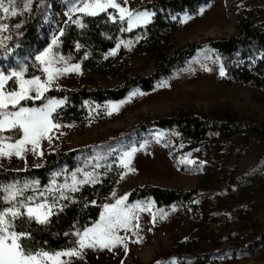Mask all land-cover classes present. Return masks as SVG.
<instances>
[{
    "label": "rangeland",
    "instance_id": "rangeland-1",
    "mask_svg": "<svg viewBox=\"0 0 264 264\" xmlns=\"http://www.w3.org/2000/svg\"><path fill=\"white\" fill-rule=\"evenodd\" d=\"M138 1L128 0V7L137 10L156 0ZM76 3L79 0H45L44 35H47L48 43L44 49L52 42L53 36H57L59 43L54 51L65 58L71 57L70 64L81 65L73 56L63 53L59 34L73 20L80 18L83 22V17L89 16L70 14V8ZM108 11L116 14L111 8ZM244 11L264 13V0H212L196 15H187L190 19L185 20L186 15L181 17V30L172 39L174 50L240 36L238 15ZM12 32L6 30L3 35L13 37L17 34ZM120 41H131V44H121L115 55L110 56H117L121 49L130 52L137 44L134 38ZM5 43L12 47V51L5 53L0 48V71L7 74L18 65L26 64L27 76L41 75L40 69L34 67L38 64L35 55L44 49L37 51L35 46L22 48L13 45L12 40ZM159 62L157 56L139 54L130 60L128 75L150 76ZM221 66L224 68L215 52L203 50L157 84L154 90L131 92L121 100L124 103L117 112L108 114L109 102L104 105L87 103L88 113L84 118L60 123L63 127L53 130L51 142L47 139L41 141L38 151L43 152V156L29 150L23 158L0 157V167L20 171L43 166L45 156L62 147L69 151L88 149L82 165L71 171L63 168L52 181L55 180L57 185L64 184L65 178L70 181L71 174L77 169L81 170L77 176L82 179L83 172L98 174L100 168L114 163L125 174L123 178L120 175L113 189L116 196L113 197L112 191L105 203H114L120 196L129 195L145 185L178 191L199 190L197 197L180 205L157 207L152 201L151 212L140 213L138 229L127 233L121 229L118 233L126 237L127 250L122 244L111 249H85L84 258H74L73 264H198L197 260L201 258L206 264H264V134L245 131L215 145H201L158 129L140 130L148 122L182 114L209 122H220L231 115L237 122L246 121L264 129V87L242 82L227 84L226 72L224 76L220 75ZM81 73L60 76L50 90L114 89L124 83L118 77L85 74L82 67ZM41 78L44 77L41 75ZM5 87L10 90L14 85L9 81ZM65 105L66 101L57 111ZM2 135L12 133L6 130ZM141 144H144L143 148ZM130 147L138 149L130 165L135 172H127L119 163L120 153ZM97 164L101 166L95 167ZM45 190L37 184L35 192L30 187L24 196L44 192L51 200L52 194ZM161 210L166 213L164 218L160 216ZM152 213L156 214L155 222ZM133 233H137L140 239L137 240ZM181 253L194 258H179Z\"/></svg>",
    "mask_w": 264,
    "mask_h": 264
},
{
    "label": "trees",
    "instance_id": "trees-1",
    "mask_svg": "<svg viewBox=\"0 0 264 264\" xmlns=\"http://www.w3.org/2000/svg\"><path fill=\"white\" fill-rule=\"evenodd\" d=\"M211 1L156 0L147 3L136 11L146 9L153 12L155 15L152 21L147 26L129 33L121 31L122 27L127 28L126 23L121 24L119 20L113 22L108 19L107 13L83 17V23L87 25L83 29L74 23H70L61 37L63 53L73 56L76 62H80L85 74L118 77L124 83L114 89L83 87L77 90L54 89L48 91L45 93V97H55L66 101V105L54 115L56 122L68 123L84 118L88 113L87 103L104 105L108 102L124 100L134 90L150 92L162 80L172 76L203 50L215 52L222 60L227 84L242 82L255 87H264V13L251 11L240 13L238 15L240 36L214 39L206 44L174 50L172 39L174 34L181 30V17L196 15ZM16 7L18 10H23V15L1 20V22L9 25V31L22 33L12 37L13 45L18 44L22 48L35 46L37 51H41L48 43L47 35H44V16L47 11L45 0H32L30 8L27 10H24V3L18 0ZM3 15L0 12V17ZM21 21H24L21 28L15 29L13 25L19 24ZM124 38H134L137 41L136 47L130 52L121 49L115 57L106 55ZM77 42L82 45L79 50L75 46ZM85 53H88L86 58ZM139 54L159 58L160 62L150 76L133 77L128 75L130 60ZM43 102H45L43 99L29 100L27 106L39 107ZM149 129L168 132L171 135L180 136L201 145H215L245 131L264 134V129L246 121L237 122V119L231 115H227L220 122H209L191 114L163 117L140 127V130L143 131ZM87 151L88 149L69 151L62 147L54 153L47 154L44 165L38 168L29 167L25 170L16 171L0 167V185L18 182L19 185L23 186L26 182L38 181L40 188H48L53 176L62 171L63 168L71 171L82 165L85 162ZM98 174L97 183L85 184L79 191L69 193L74 198V202L62 201V203L67 204V207L51 217V222L47 226L32 222L28 230L34 237L30 242L33 248L44 247L47 250H56L71 247L74 239L72 233L76 229L82 230L84 226H90L99 219L102 205L113 191L121 175V169L112 163L100 168ZM2 195L3 193L0 192V196ZM198 195L199 190L197 189L178 191L145 185L132 191L128 195L126 203L132 204L136 201L151 200L157 207H169L187 203ZM92 201H95V204ZM17 224L18 227L21 226L20 221ZM65 233H69V235L66 236ZM180 257L194 258L183 253L179 254ZM197 262L198 264H206L203 258Z\"/></svg>",
    "mask_w": 264,
    "mask_h": 264
},
{
    "label": "snow or ice",
    "instance_id": "snow-or-ice-1",
    "mask_svg": "<svg viewBox=\"0 0 264 264\" xmlns=\"http://www.w3.org/2000/svg\"><path fill=\"white\" fill-rule=\"evenodd\" d=\"M18 0H0V12L4 15L0 20L17 15H23V10L16 7ZM24 3V10L30 8L32 0H21ZM111 8L116 14L108 12ZM202 11V10H201ZM81 13L89 16H97L100 13H107L108 19L113 22L119 20L121 24L126 23L127 28H121V31L131 30L137 26L147 25L155 15L148 10L136 11L128 7V0H79V3L73 4L69 13ZM71 18V15H70ZM175 18V17H173ZM191 17L185 16V20ZM24 21L15 25V29H20ZM79 28H86L80 18L72 21ZM9 29L7 23L0 22V48L5 53L12 51V47L5 43L6 40H12L11 35H3ZM22 33L17 32V35ZM60 36L64 34L63 29L60 30ZM59 43L57 36H53L52 42L39 54L35 55V61L38 64L34 67L40 69L41 75L27 76L28 66L20 64L17 68H13L5 74L0 71V157L11 158L12 156L23 158L24 154L31 150L34 154L43 156L40 149L41 141L47 139L52 140L53 130H59L63 125L56 122L53 114L64 104V100L55 97H45L60 76L71 72L81 73V65L79 63L70 64L68 61L71 57L65 58L58 51H54V47ZM121 44L129 46L131 41H120L106 55H115ZM18 46V44H17ZM76 49L79 50L82 45L77 42ZM88 53H85V58ZM220 75L224 76L225 71L221 66ZM12 81L14 87L10 90L6 89L7 82ZM58 87V85H56ZM131 95H136L132 93ZM43 99L39 107L27 106V101H36ZM25 102V103H22ZM124 101L113 103L109 102V113L119 111ZM10 131L12 135H2L5 131ZM159 135V133L157 134ZM17 137V138H14ZM31 146L29 149L28 146ZM141 148L144 144L140 145ZM138 151L136 147H130L127 151H123L119 155V163L127 172H135L134 167H130L135 153ZM181 163L184 160L180 161ZM192 163L191 160L187 161ZM97 164L95 167H100ZM110 167V166H109ZM71 174V180L65 178L64 184L57 185L55 180L51 186L46 188V192L52 194L51 200L44 192L34 194L32 196H24V192L28 188H32L35 192V186L38 181L31 184L24 183L20 186L18 182L0 185V264H73V259H83L85 249L109 248L122 244L127 250L126 237L119 235L121 229L126 233L133 229L139 228V215L141 212H151L153 202L136 201L128 204V194L115 199L114 203H104L99 219L94 221L90 226H84L83 229H76L72 236L74 237L71 247H65L56 250H47L44 247L33 248L30 242L34 239L31 231L28 230L32 222L37 225L47 226L51 222V217L62 212L67 204L62 201L74 202V198L69 193L79 191V186L87 183H97L98 174L95 172H83V178L79 179L77 172ZM125 173H121L123 178ZM58 175V174H57ZM116 196L115 191L112 193ZM95 204V201H92ZM161 218L166 216L161 210ZM156 214L152 213V220L155 222ZM21 222L18 227L17 222ZM135 222V223H134ZM137 240L140 239L137 233ZM69 235V233H65ZM46 243V242H45ZM159 264V262H157Z\"/></svg>",
    "mask_w": 264,
    "mask_h": 264
},
{
    "label": "bare ground",
    "instance_id": "bare-ground-1",
    "mask_svg": "<svg viewBox=\"0 0 264 264\" xmlns=\"http://www.w3.org/2000/svg\"><path fill=\"white\" fill-rule=\"evenodd\" d=\"M131 1H133V0H131ZM138 1V0H137ZM139 2V1H138Z\"/></svg>",
    "mask_w": 264,
    "mask_h": 264
}]
</instances>
